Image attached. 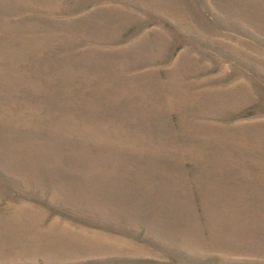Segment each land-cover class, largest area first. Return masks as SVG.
Listing matches in <instances>:
<instances>
[{
    "label": "rangeland",
    "instance_id": "1",
    "mask_svg": "<svg viewBox=\"0 0 264 264\" xmlns=\"http://www.w3.org/2000/svg\"><path fill=\"white\" fill-rule=\"evenodd\" d=\"M0 264H264V0H0Z\"/></svg>",
    "mask_w": 264,
    "mask_h": 264
}]
</instances>
